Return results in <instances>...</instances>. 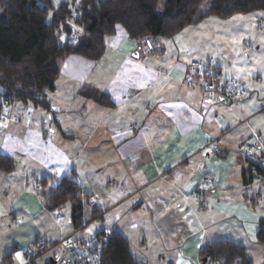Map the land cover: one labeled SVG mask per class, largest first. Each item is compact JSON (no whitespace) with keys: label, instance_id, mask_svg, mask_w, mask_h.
Masks as SVG:
<instances>
[{"label":"crops","instance_id":"obj_1","mask_svg":"<svg viewBox=\"0 0 264 264\" xmlns=\"http://www.w3.org/2000/svg\"><path fill=\"white\" fill-rule=\"evenodd\" d=\"M164 40L152 39L155 50L143 54L142 41L116 26L100 59L64 60L47 93L51 112L20 103L2 109L8 121L0 123V154L15 170L0 172V229L29 227L34 234L25 244L12 242L11 254L0 252V264H19L17 253L24 261L27 246L39 238H82L95 223L91 233H121L138 264H219L203 263L198 253L222 240L264 264L256 240L264 218L258 172L264 173V134L256 101L264 99V84L258 92L239 80L243 96L229 108L187 82L189 64L198 61L165 57ZM208 65L214 67L212 59ZM92 91L113 106L95 103ZM63 178L82 193L78 230L70 208L58 220L61 208L50 211L39 197Z\"/></svg>","mask_w":264,"mask_h":264},{"label":"trees","instance_id":"obj_2","mask_svg":"<svg viewBox=\"0 0 264 264\" xmlns=\"http://www.w3.org/2000/svg\"><path fill=\"white\" fill-rule=\"evenodd\" d=\"M204 2L69 0L55 6L53 0H0V112L13 103L51 112L47 93L53 90L64 60L70 55L100 59L105 40L115 34L116 26L136 41L146 37L170 39L208 17L225 20L264 12V0H211L208 11L200 14ZM77 29L81 30L79 35ZM89 98L101 106H113L105 94L92 91ZM14 170V161L0 154V172L10 174ZM81 194L74 181L63 178L39 197L50 211L69 204L71 223L78 230L82 227ZM256 240L264 253V218L258 222ZM198 254L201 260L219 264H253L246 249L230 240L207 243ZM100 264L138 263L130 253L128 240L111 230Z\"/></svg>","mask_w":264,"mask_h":264},{"label":"rangeland","instance_id":"obj_3","mask_svg":"<svg viewBox=\"0 0 264 264\" xmlns=\"http://www.w3.org/2000/svg\"><path fill=\"white\" fill-rule=\"evenodd\" d=\"M211 0H205L201 7V13H206ZM57 3V1H56ZM0 7V14H1ZM64 38V37H62ZM165 57L169 54H179L182 58L198 61L200 64H207L210 59L214 62V67H219L222 76L233 75L239 80H244L251 85H256V91H261L260 82L264 84V12L259 11L248 15H235L229 19H218L208 17L197 25L184 28L178 35L164 40ZM237 69H244L243 72ZM264 86V85H263ZM257 109L261 108V113L256 119L257 127L264 134V99L256 101ZM229 108L232 105L228 104ZM264 191V190H263ZM70 206L66 204L57 211L58 220L61 213H69ZM95 223L89 228H93ZM26 228V227H24ZM88 228V229H89ZM95 227L93 228L96 229ZM23 231H21V230ZM0 229V252L11 254L12 242L19 239V245L28 242L34 231L26 229ZM87 229V228H85ZM9 247L11 250H9ZM34 244L27 246V251H34ZM46 259H42L38 264H44ZM11 264V262H10ZM26 264V260H24Z\"/></svg>","mask_w":264,"mask_h":264},{"label":"built area","instance_id":"obj_4","mask_svg":"<svg viewBox=\"0 0 264 264\" xmlns=\"http://www.w3.org/2000/svg\"><path fill=\"white\" fill-rule=\"evenodd\" d=\"M155 48L150 38L142 40L143 54L151 53ZM186 80L188 83L197 82L201 91L215 95L229 105L234 104L244 93L238 78L232 75L222 76L211 65L203 66L198 62L189 64ZM7 121L8 118L0 112V123ZM106 244L107 234L103 232L88 233L82 238H76L72 234L53 243L39 238L34 243L35 250L27 251L24 257L26 264H38L44 258V264H100V255Z\"/></svg>","mask_w":264,"mask_h":264},{"label":"snow or ice","instance_id":"obj_5","mask_svg":"<svg viewBox=\"0 0 264 264\" xmlns=\"http://www.w3.org/2000/svg\"><path fill=\"white\" fill-rule=\"evenodd\" d=\"M117 28H119V26H117ZM237 71L239 72H243L244 69H237ZM98 225H94L93 228L97 227ZM93 228H89L88 229V232L91 233L93 231ZM15 259L19 262V264H24V261L21 257V254L20 253H17L16 256H15Z\"/></svg>","mask_w":264,"mask_h":264},{"label":"water","instance_id":"obj_6","mask_svg":"<svg viewBox=\"0 0 264 264\" xmlns=\"http://www.w3.org/2000/svg\"><path fill=\"white\" fill-rule=\"evenodd\" d=\"M202 262L205 263L206 262V259H203Z\"/></svg>","mask_w":264,"mask_h":264}]
</instances>
